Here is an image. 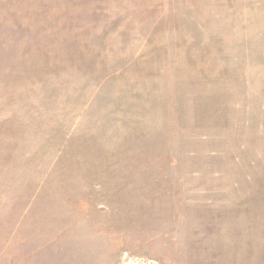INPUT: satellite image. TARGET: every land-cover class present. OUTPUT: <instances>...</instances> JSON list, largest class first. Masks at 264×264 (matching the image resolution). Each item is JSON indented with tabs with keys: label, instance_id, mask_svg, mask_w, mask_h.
<instances>
[{
	"label": "rangeland",
	"instance_id": "374dc122",
	"mask_svg": "<svg viewBox=\"0 0 264 264\" xmlns=\"http://www.w3.org/2000/svg\"><path fill=\"white\" fill-rule=\"evenodd\" d=\"M0 264H264V0H0Z\"/></svg>",
	"mask_w": 264,
	"mask_h": 264
}]
</instances>
